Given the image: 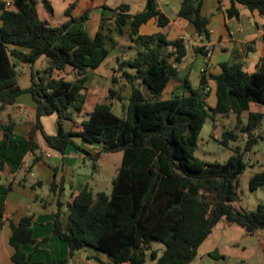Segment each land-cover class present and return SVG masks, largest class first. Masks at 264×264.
<instances>
[{"label":"trees","instance_id":"1","mask_svg":"<svg viewBox=\"0 0 264 264\" xmlns=\"http://www.w3.org/2000/svg\"><path fill=\"white\" fill-rule=\"evenodd\" d=\"M201 1L182 0L177 16L189 21L202 36L201 41L207 42L208 18L200 10ZM229 1L224 9L226 19L239 18V6L264 17V0ZM42 2L51 14L49 1ZM36 4V0H12L7 6L5 0H0V112L20 93L31 94L35 103L29 132L33 162L41 160L34 140L37 132L47 147L61 153L74 144V137L101 144L97 155L122 153L109 194L94 193L85 187L66 204L58 195L52 235L67 243L69 257L91 248L104 253L114 264H146L147 259L155 264H190L221 220L238 225L246 233L264 230L263 203L251 211L231 205L238 198V177L246 167L238 148L223 163L205 162L194 156L198 136L210 113H234L237 123L242 124V113L248 111L247 123L241 129L248 134L247 146L252 143L253 131L263 114L249 107L251 102L264 105V56L251 73L235 62L222 63L217 74L203 70L196 87L185 77L172 96L164 99L162 92L177 77V65L186 55V42L180 38L169 41L163 32L139 33V27L152 17L157 18L158 26L167 25L169 18L156 0H147L145 8L135 14L129 13L126 3L110 8L111 16L101 17L93 36L84 27L90 8L73 16L76 4L70 3L64 12L67 19L51 25L39 16ZM116 35L127 36L135 45L134 53L126 60L116 57L119 65L113 69L109 101L96 102L85 111L88 72L106 59L117 42ZM197 51L206 55L201 45ZM41 57L45 58L43 70L32 73L28 88H20L17 66L33 65ZM73 72L75 78L68 79ZM119 77L131 86L125 99L116 87ZM209 80L214 83L213 105L208 103ZM113 99L122 102L120 116L112 111ZM52 114H56L57 132L50 135L40 119ZM75 118H81L79 131L72 130ZM13 125L11 120L2 125L0 147L7 143ZM223 137L233 138L234 133L224 131ZM97 155L91 156L93 168ZM61 185L52 183L49 189L61 192ZM262 186L264 171H259L251 176L249 188ZM63 206L68 208L65 223ZM32 225L31 216L17 224L10 222L8 243L14 264H29L21 245L34 242ZM154 242H160L163 249L154 248ZM97 264L105 263L98 260Z\"/></svg>","mask_w":264,"mask_h":264},{"label":"crops","instance_id":"2","mask_svg":"<svg viewBox=\"0 0 264 264\" xmlns=\"http://www.w3.org/2000/svg\"><path fill=\"white\" fill-rule=\"evenodd\" d=\"M36 1V6L42 2V0ZM48 1L53 9L52 1ZM156 1L158 8L169 18L167 25L165 27L158 26L157 18L152 17L139 27V33L163 32L169 41L177 39L181 35L190 38V41L186 43V55L177 65L178 75L169 81L162 92V98L171 97L185 77L193 87L198 86L203 70L217 74L221 71L220 65L222 63L240 62L244 71L251 73L254 71L258 60L264 56V31H261L264 27V17L252 14L246 8L239 6V18L226 19L224 9L230 5L229 0H202L200 10L208 18L206 28L209 33V40L207 42L212 45V53L207 56L197 51V46L201 42L194 38L196 32L194 26L186 19L177 16L182 0ZM121 3L128 4L130 14L140 12L145 8L144 6L141 10L132 12L130 4L127 2H120L111 6L106 3V0H81L79 6L74 8L71 14L78 16L83 10L90 8L89 18L84 23V27L88 34L93 36L99 27L101 17H110L109 9L115 8ZM42 7V13L39 16L48 22L53 20L54 9L50 14L44 4ZM122 37V35H116L115 40L117 42L114 47H110V53L106 59L96 69L89 70L86 81L85 111L92 109L96 103L93 101L94 96L98 93L106 91L108 96L109 88L112 87L113 69L119 65L116 57L120 56ZM205 43L206 41H203V44ZM44 66V57L38 59L33 65L20 63L17 66L19 87L28 88L31 84L32 73H40ZM75 76L76 74L73 72L68 76V79L72 80ZM118 80L121 82L116 87L121 89L120 92L125 99L131 93V86L125 84L124 79ZM209 85L211 92L208 103L213 105V81L209 80ZM211 101L213 104L210 103ZM87 102L90 103L91 109L86 107ZM34 117L35 103L31 94L26 91L20 93L13 104L7 105L0 112V139L2 137V125L10 120L14 121L11 136L7 143L0 147V158L3 161V167L0 169V264H14L11 259L13 249L8 243L11 234L10 222L17 224L26 216L32 217L34 242L22 244L21 250L27 255L29 264H97L98 260H102L105 264H114L104 253H96L91 248L81 249L69 257L70 251L67 243L52 235V220L58 195L60 201L66 204L72 200L74 194L85 187L90 188L94 193L101 192L97 188L98 182L94 181L93 175L80 165L86 166V160H91L92 155L99 154L102 145L74 137V144H69L61 153L47 147L42 136L37 132L34 140L39 146L40 153L41 150H46L50 152L51 156L45 157L41 154V160L33 162L34 154L29 149V132ZM75 119L77 123L72 126V130L79 131L78 123L81 118ZM40 120L47 134H56V114L42 116ZM64 127L68 128V125H64ZM99 159H101V155H97L96 164ZM110 166L115 169L116 173L119 164L113 162ZM52 183L62 184L61 192H51L49 186ZM62 211L64 213L63 222L65 223L68 208L63 206ZM217 227L219 226L214 227L209 235L213 234ZM220 230L222 231V228ZM256 233L264 236V230ZM231 247H233L231 244L222 245L213 242L212 247L204 253L216 252L215 256L221 257ZM65 259L67 261L62 263Z\"/></svg>","mask_w":264,"mask_h":264},{"label":"rangeland","instance_id":"3","mask_svg":"<svg viewBox=\"0 0 264 264\" xmlns=\"http://www.w3.org/2000/svg\"><path fill=\"white\" fill-rule=\"evenodd\" d=\"M51 1L54 9L53 20L49 22L51 25H59L66 19L64 12L69 3H75L76 8L81 2V0ZM120 2L129 3L132 12L141 10L146 4V0H106V3L111 6H115ZM42 6V2H39V5H37L40 15L43 10ZM122 38L119 55L121 60H126L134 53L135 45L131 43L127 36L123 35ZM119 79L121 80L123 78L119 77ZM142 91L146 93L147 89L142 87ZM94 97V102L109 101L106 91L100 92ZM126 102L127 100H124V103ZM210 103L213 104L212 101ZM86 107L91 109L89 102L86 103ZM249 110L261 112L263 118L253 131V141L248 146V134L241 129L243 124L245 125L247 123L248 119V111H245L241 116L242 124L237 123V118L234 113L230 112L226 115L210 113L200 131L197 145L194 149V156L202 161L223 163L229 156L234 154L235 149L238 148L246 162V167L238 177V198L232 201L231 205L236 209H244L247 211L255 210L260 203L264 204V186L254 190L249 188L251 176L256 172L264 171V105L251 102ZM112 111L118 116L122 115V102L117 99L112 100ZM224 131H232L234 137L224 139ZM100 155L101 159H99L95 168H93L92 160L90 159L86 160V166H83V164L80 166L83 169H87V171L93 175L94 181L98 182V189L109 194L111 190V180L115 176V169H113L110 164L117 162L120 165L122 153L118 151L102 153ZM104 157L106 158L103 159ZM217 226L219 227L215 229V232L202 242L196 258L190 264H264L263 235L258 233H246L238 225H229L224 220H221ZM220 228H222V231ZM219 239L220 241H217ZM213 242H218L222 245L231 244L233 247L224 252V255L221 257H216V252H214V255H212V253L205 254L204 252L212 247ZM153 246L160 251L163 249V245L160 242H154ZM146 264H155V262L147 259Z\"/></svg>","mask_w":264,"mask_h":264},{"label":"built area","instance_id":"4","mask_svg":"<svg viewBox=\"0 0 264 264\" xmlns=\"http://www.w3.org/2000/svg\"><path fill=\"white\" fill-rule=\"evenodd\" d=\"M5 1H6L7 6L11 5L12 0H5ZM261 31H264V27L261 29ZM179 38L182 39L183 41H185L186 43H188L190 41V38H188V36L181 35ZM194 38H195V40L197 39L198 41L201 42L200 45L204 47V51L206 52V55L210 56L212 53L211 43L206 42L205 44H203V42L201 41L202 36H200V34H198L197 32L194 33ZM123 58H125V57H123ZM41 154H43V156H45V157L51 156L50 152H47L46 150H41Z\"/></svg>","mask_w":264,"mask_h":264}]
</instances>
